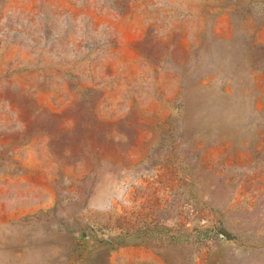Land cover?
I'll use <instances>...</instances> for the list:
<instances>
[{
	"label": "rangeland",
	"instance_id": "1",
	"mask_svg": "<svg viewBox=\"0 0 264 264\" xmlns=\"http://www.w3.org/2000/svg\"><path fill=\"white\" fill-rule=\"evenodd\" d=\"M0 264H264V0H0Z\"/></svg>",
	"mask_w": 264,
	"mask_h": 264
}]
</instances>
